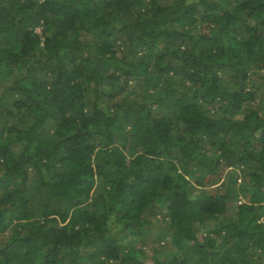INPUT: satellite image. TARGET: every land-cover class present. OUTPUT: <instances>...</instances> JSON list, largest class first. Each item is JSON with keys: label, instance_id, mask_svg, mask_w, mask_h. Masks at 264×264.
Here are the masks:
<instances>
[{"label": "trees", "instance_id": "16d2710c", "mask_svg": "<svg viewBox=\"0 0 264 264\" xmlns=\"http://www.w3.org/2000/svg\"><path fill=\"white\" fill-rule=\"evenodd\" d=\"M263 99L264 0H0V264H264Z\"/></svg>", "mask_w": 264, "mask_h": 264}, {"label": "rangeland", "instance_id": "374dc122", "mask_svg": "<svg viewBox=\"0 0 264 264\" xmlns=\"http://www.w3.org/2000/svg\"><path fill=\"white\" fill-rule=\"evenodd\" d=\"M262 105H264V99L262 100V103H261ZM132 157L130 156L129 157V159H131ZM224 175H228V176H230V175H233V176H236V175H238V173L237 172H231V171H229V169H226V171L224 172ZM191 182L193 183V185H194V182H195V179H191ZM195 187V186H194ZM204 231L203 230H201V229H199V233H203ZM135 240H137V239H135ZM146 242H148L149 243V245H150V248L151 249H153L154 247H153V245L149 242V240H147ZM135 245V244H134ZM136 246H138V244H136ZM148 252V254H149V251H147ZM148 257L146 258V260L144 259V261H146L148 264L150 263V257H151V254L150 255H147ZM141 258H143V257H141Z\"/></svg>", "mask_w": 264, "mask_h": 264}]
</instances>
